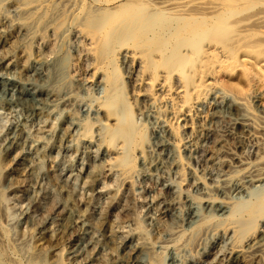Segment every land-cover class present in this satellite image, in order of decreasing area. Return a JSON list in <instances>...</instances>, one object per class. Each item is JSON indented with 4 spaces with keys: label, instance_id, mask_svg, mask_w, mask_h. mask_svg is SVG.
Wrapping results in <instances>:
<instances>
[{
    "label": "rangeland",
    "instance_id": "1",
    "mask_svg": "<svg viewBox=\"0 0 264 264\" xmlns=\"http://www.w3.org/2000/svg\"><path fill=\"white\" fill-rule=\"evenodd\" d=\"M7 1L4 3L7 15L10 18L18 17L20 11H23L20 9H24L25 6L21 8L19 5L13 6L18 0H10L13 1L11 4ZM61 1L64 0H58L59 3L51 0L48 1L49 4L45 5L48 3L45 2L44 6H55L58 13L64 12V16L79 10L77 7L80 5L77 6L73 0ZM35 6H40L37 7V13L44 8L39 4V0L30 2L26 8ZM87 6L86 3L83 7ZM78 23V21L75 22V25ZM73 26L74 23L69 22V19H66L57 29L55 22H51L47 26H34L33 34L26 36L17 27L8 24L0 27L6 35L5 45L0 46V61L10 62L12 66L15 65L14 69L20 68L23 60L25 64L32 67L44 65L53 74L52 78L55 76V80L61 79L54 87L61 99L55 104H49L45 108V114L29 115L25 107L19 104L0 109V148L6 144L12 129L17 126L22 128V133L16 142L18 149L16 151L20 153L18 163L11 169L0 171V225L6 231L7 240L13 244L23 260H27L29 256L34 257L36 254L37 257L42 255L41 264H52L54 258L51 257L49 247L60 242L65 229L73 223L72 229L65 234V241H63L62 264H155V257L158 258V256L164 257L166 264L171 256L169 252L179 254L184 264L213 262L214 255L219 256L218 254L229 250L236 243L238 236L223 234L218 230L215 221L211 222L208 228L195 229L182 235L179 230L181 228L179 219H185L186 223H193L195 218L191 221L193 215H186V211H196L198 214L205 212L203 201L207 192L206 186L214 179L217 180L222 171L227 169L228 164L231 165L229 168L235 165L231 157L239 156L238 159L243 158L241 160L243 162L248 159L245 163L255 158L257 146L251 141L241 145L242 149L239 147L241 150L239 148L231 150L233 156L231 153H228L231 156H226V152L219 149L223 116L220 114L223 113H220V116L217 114L211 124L206 121L211 109L219 107L221 102L229 99V94L221 92L217 98L212 99V102L210 99L199 102L200 109L197 106V111L204 122L197 124L193 131L178 129L177 138L192 139L195 146L191 150L187 147L179 149L180 161L188 160V166L177 170L172 164L173 152L176 150L173 143L175 141L162 134L165 125L164 117H162L164 112L162 109H157V113L154 110L155 102L152 99V93L151 95L148 93L151 92V87L139 81L138 73L132 81H128L125 70L129 67L118 56H112L107 62L106 66H109L106 70L97 75L99 78H94L91 72L95 63L87 50L88 41L84 38L83 40ZM52 27H55L53 31ZM225 32L228 33L227 28L222 30L216 38L222 39L227 34ZM263 41L264 37L260 41L262 45H264ZM1 73L5 72L0 70ZM239 74L238 72L221 73L214 79L223 85L224 80L236 82ZM105 76L112 79L111 85L105 83V86L103 85ZM52 78L50 77V80H54ZM247 83L244 85L247 90H264L263 84ZM108 86L110 94L106 90ZM135 87H139L140 101L133 97L137 89ZM221 88H225V85ZM1 94L3 95L2 92ZM108 95L115 96L112 99L114 102L117 99L116 102L113 103ZM104 97L110 102L109 100L104 102ZM6 98L10 102L15 101L13 95ZM100 102L107 103L105 110L101 111L95 106ZM67 109H73L79 121L63 140L65 143L62 142L53 150H46L42 157L40 153L36 154L35 152H38L36 150L42 148L51 139L59 118ZM108 109L113 113L121 109L129 110L126 120L133 123L136 130L141 133L138 144L131 150L133 168L129 171L130 173L128 172L129 174H126L130 181L128 185L123 183L125 176L121 172L123 166L110 168L109 163L113 156L104 154L102 149L101 142L103 143V131L106 126L103 117ZM86 118L98 119L99 122L91 129L90 137L83 138L81 124ZM150 158L159 160L158 167L155 169L148 168L147 162ZM89 170L90 172L98 171L97 175H89ZM196 176L200 177V182H196ZM261 191L262 186H250L247 192H229V195L231 194L229 202L245 201L250 194H260ZM167 214L172 215L174 219ZM262 220L264 221V214L263 219L254 224L253 229L258 230ZM246 231L243 235L240 234L238 239L244 236ZM202 251L210 255L207 256L208 254ZM258 264H264V262Z\"/></svg>",
    "mask_w": 264,
    "mask_h": 264
},
{
    "label": "bare ground",
    "instance_id": "2",
    "mask_svg": "<svg viewBox=\"0 0 264 264\" xmlns=\"http://www.w3.org/2000/svg\"><path fill=\"white\" fill-rule=\"evenodd\" d=\"M5 1L0 0V27L6 24L17 27L24 36L32 35L35 31H33L34 26H47L51 22H55L57 29L66 19L74 23L75 32L82 39L88 41L86 43L87 50L89 56L91 53L95 63L93 72H91L95 76L94 78L106 70V67L109 66H106L107 62L112 56L120 57L125 65H128L129 69L125 70L128 81H132L138 73L139 81L151 87V92L148 93L150 95L152 93V99L155 102L154 110L156 113L157 109H162L164 112L162 117H164L165 125L162 134L175 141L173 143H175L176 150L174 149L173 152L172 164L177 170L188 166V160L180 161L179 149L187 147L191 150L195 146L192 139L177 138L178 129L193 131L197 124L204 122L198 115L199 102L205 99H210L212 102V99L217 98L221 92L229 94V99L221 102L219 107H211V113L208 114L206 121L211 124L217 114L223 113L220 114L223 116L221 138L218 137L220 138L219 149L226 152V156H228L231 150L241 148L245 142L251 141L257 146L255 158L252 159L253 161L245 163L248 159L244 162L241 161L243 158L239 160L240 153L237 155L238 157H231L235 165L229 168L231 165L228 164L227 169L222 171L217 180L214 179L208 185L206 184L207 192L203 201L205 212L198 214L196 211H186V215H193L191 221L195 218V222L186 223L185 219H179L181 223L179 230L183 235L195 229L208 228L209 224L215 221L218 230L223 234L239 238L240 234L243 235L244 231L249 229L244 236H241L240 239L237 238L236 243L229 250L227 247L225 249L227 251L224 253L218 254L219 256L214 255L215 260L209 264H258L264 262V221L262 220L258 230L253 229L254 224L261 218L263 219L264 214V90L244 88L246 87L244 85L248 84L247 82L264 85V45L260 43L264 37V0H73L80 7L78 6L79 10L71 12L69 16H64V12L58 13L55 6H44L45 2L51 0H39V4L44 7L42 11L39 10L40 13L36 11L40 6L26 8L34 0H18V2H14L13 6L25 7L20 9L23 11H20L16 18H10L7 15L4 9ZM12 2L7 1L10 4ZM57 2L58 0L55 3ZM86 3L88 6L84 8ZM77 21L79 23L75 25ZM53 28L55 27H52V31ZM226 28L228 33L225 32L227 33L225 37L216 38ZM5 42L6 35L0 30V46L5 45ZM13 66L10 62L0 61V70L5 72L0 74V92L3 93L2 96L0 95V109L19 104V106L25 107L26 113L29 115H38L45 114V108L49 104L60 101L61 97L57 95L54 87L61 79H59L60 81L55 80L54 76V80H50L53 74L50 73L48 67L44 65L28 66L24 60L20 68L14 69ZM234 72H238V74L240 72L236 82L224 80L222 85L217 79H214L217 74ZM102 76L104 77V74ZM111 80L105 76L104 82L102 81L103 85L104 83L111 85ZM224 85L225 88L227 87L226 89L221 88ZM255 86L257 87V85ZM107 88L109 86L106 87L109 93ZM135 88L137 89L134 91L133 97L140 101L139 87ZM12 95L15 96L14 102H10L6 98ZM109 97L114 99L115 96L110 95ZM101 98L103 99V97ZM101 98L100 100H102ZM104 100L107 102L109 99L105 98ZM104 102L95 105L97 109L102 111L106 108L107 103ZM115 102L113 101V103ZM120 102L119 99V106ZM198 107L200 109V106ZM70 109L63 111L51 139L42 148L36 150L38 151L35 152L36 154L40 153L41 156L46 150L59 147L70 134L79 121L72 111L73 109ZM126 110L121 109L116 113L107 110L103 117L106 126L101 144L104 154L113 156L109 167L123 166L121 169L125 175L123 183L128 185L130 181L126 174L133 168L131 150L138 144L141 133L136 130L133 123L126 120V115L129 112ZM158 112L160 114V111ZM98 122V119L88 118L82 121L81 134L83 138L90 137L91 129ZM21 133V127L17 126L12 129L6 144L0 148V171L11 169L18 163L20 153L18 154L16 151L18 150L16 142H18L17 139ZM205 133L209 134L208 131ZM240 148L239 150L242 149ZM157 161L150 158L147 162L148 168L158 167ZM96 172L89 170L88 174L96 176ZM236 174H238L237 177H235ZM195 180L200 182V177L196 176ZM250 186H262L261 193H252L245 201L233 203L231 200L232 203L229 202L231 199L229 192H247ZM167 215L170 216V214ZM72 225L73 223L65 231L63 230L65 234L72 229ZM65 234L62 235L60 242L49 247L51 257L54 258L52 264H62L61 256L64 250ZM202 252L208 254L207 256L210 255L205 251ZM170 253L171 256L167 259L166 264H184L179 254ZM35 255L23 260L14 249L13 244L7 240L6 231L0 225V264H41L40 257L42 255L40 257ZM153 256L157 255L153 254ZM164 260V257L158 256V258L155 257L156 263H154L165 264Z\"/></svg>",
    "mask_w": 264,
    "mask_h": 264
}]
</instances>
